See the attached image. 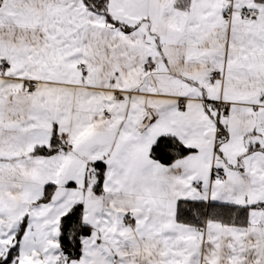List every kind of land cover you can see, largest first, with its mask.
I'll list each match as a JSON object with an SVG mask.
<instances>
[{"label": "snow or ice", "instance_id": "6c2138e0", "mask_svg": "<svg viewBox=\"0 0 264 264\" xmlns=\"http://www.w3.org/2000/svg\"><path fill=\"white\" fill-rule=\"evenodd\" d=\"M0 264H264V0H0Z\"/></svg>", "mask_w": 264, "mask_h": 264}]
</instances>
